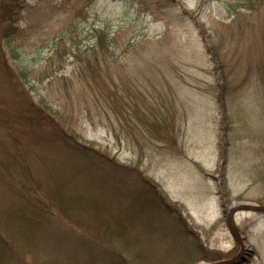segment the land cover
<instances>
[{"label": "rangeland", "instance_id": "374dc122", "mask_svg": "<svg viewBox=\"0 0 264 264\" xmlns=\"http://www.w3.org/2000/svg\"><path fill=\"white\" fill-rule=\"evenodd\" d=\"M24 1L23 34L14 42L29 71L55 68L49 57L61 39L67 49L102 26L114 34L112 55L86 57L94 78L77 76L79 62L64 56L56 76L65 80L30 83L35 97L66 102L60 111L74 112L80 133L114 157V222H128L114 226L122 232L114 245L52 223L50 247L63 257L53 264H122L118 256L130 264L235 257L233 264H264V212L235 210L243 247L225 222L232 203L264 204V3ZM13 90L0 76L1 105L13 104ZM137 176L156 187L169 211L131 224L132 196L142 188ZM198 246L215 257H201Z\"/></svg>", "mask_w": 264, "mask_h": 264}, {"label": "trees", "instance_id": "16d2710c", "mask_svg": "<svg viewBox=\"0 0 264 264\" xmlns=\"http://www.w3.org/2000/svg\"><path fill=\"white\" fill-rule=\"evenodd\" d=\"M238 2L252 9L264 0ZM24 5V0H0V76L14 86L15 98L11 105H1L0 101V264H53L63 257L58 259L50 247L54 243L48 228L52 223L86 235L87 241L101 239L114 245V238H122L120 227L114 232V226L126 227L128 222L124 218L121 225L114 222V188L108 183L114 182V166L118 164L114 157L80 133V123L74 125L72 120L76 119L74 112L70 117L60 111L66 109V102L61 103L53 94L35 97L30 83L49 76L50 81L65 80L56 74L64 69L68 56L79 62L74 68L77 76L90 72L94 78L95 68L87 63L92 57L98 61L113 54L114 34L102 26L79 44L74 45L70 37L67 49V41L61 39L49 57L55 68L47 64L38 72L29 71L14 42L23 34L18 23ZM90 37L92 42L87 43ZM137 179L142 188L132 196L131 224L142 215L169 211L156 187L148 185L145 177ZM61 235L57 234L58 238ZM196 253L215 257L199 246ZM117 258L122 264H130Z\"/></svg>", "mask_w": 264, "mask_h": 264}, {"label": "water", "instance_id": "95a60500", "mask_svg": "<svg viewBox=\"0 0 264 264\" xmlns=\"http://www.w3.org/2000/svg\"><path fill=\"white\" fill-rule=\"evenodd\" d=\"M252 209L256 211H264V204H256V203H232L231 207H229L228 213L225 218L226 226L228 228L229 233L232 235L234 240L239 243L241 247L244 246L243 236L241 235L238 227L234 221V212L236 209ZM236 260L235 258L231 259H224V260H217L214 262H210L209 264H225L230 263Z\"/></svg>", "mask_w": 264, "mask_h": 264}]
</instances>
